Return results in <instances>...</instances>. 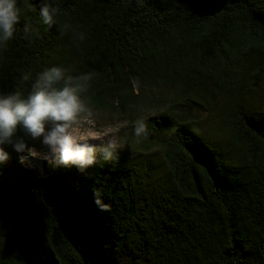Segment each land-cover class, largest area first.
Segmentation results:
<instances>
[{"label": "trees", "instance_id": "1", "mask_svg": "<svg viewBox=\"0 0 264 264\" xmlns=\"http://www.w3.org/2000/svg\"><path fill=\"white\" fill-rule=\"evenodd\" d=\"M17 6L20 23L0 43V95L26 97L52 67L74 82L89 74L81 98L123 120L124 151L82 172L33 169L8 147L0 264H264V0ZM29 18L37 35L22 30Z\"/></svg>", "mask_w": 264, "mask_h": 264}, {"label": "clouds", "instance_id": "2", "mask_svg": "<svg viewBox=\"0 0 264 264\" xmlns=\"http://www.w3.org/2000/svg\"><path fill=\"white\" fill-rule=\"evenodd\" d=\"M20 11L17 0H0V43L13 38ZM39 16L46 25L55 23V10L46 3L40 7ZM22 30L26 36L38 34L30 18ZM90 79L91 75L85 74L74 82L71 76L65 78L60 67H52L38 75L26 97L19 92L0 95V165L11 158L8 147L22 156L21 163L30 159L82 172L99 161H114L123 150L120 129L97 128L93 110L81 98ZM132 131L138 140L146 138L147 122L136 120ZM25 137L39 141L40 148L30 145ZM94 197L101 211L109 210L98 191Z\"/></svg>", "mask_w": 264, "mask_h": 264}, {"label": "rangeland", "instance_id": "3", "mask_svg": "<svg viewBox=\"0 0 264 264\" xmlns=\"http://www.w3.org/2000/svg\"><path fill=\"white\" fill-rule=\"evenodd\" d=\"M264 91V89H263ZM94 119L96 121V126L98 129H103V128H106L108 126H118L119 129H121L122 127V122L123 120L119 119L118 117H109V116H103V115H100L98 113H95L94 114ZM119 136L121 137V134L119 132ZM32 144H34L37 148H40V144H39V141H34ZM31 144V145H32ZM121 144V142H120ZM122 146V144H121ZM122 151H120L119 153H122L124 151V148L122 147ZM20 157L22 158V156L20 155ZM31 167L33 169H36L38 170L40 168V165L42 164H45V165H48L46 162H42V161H35V160H27Z\"/></svg>", "mask_w": 264, "mask_h": 264}]
</instances>
